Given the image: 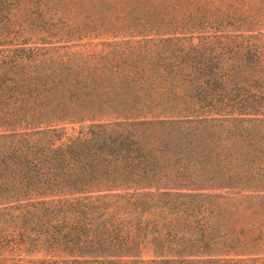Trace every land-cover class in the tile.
I'll use <instances>...</instances> for the list:
<instances>
[{"label":"trees","instance_id":"1","mask_svg":"<svg viewBox=\"0 0 264 264\" xmlns=\"http://www.w3.org/2000/svg\"><path fill=\"white\" fill-rule=\"evenodd\" d=\"M0 264H264V0H0Z\"/></svg>","mask_w":264,"mask_h":264},{"label":"rangeland","instance_id":"2","mask_svg":"<svg viewBox=\"0 0 264 264\" xmlns=\"http://www.w3.org/2000/svg\"><path fill=\"white\" fill-rule=\"evenodd\" d=\"M88 40H93L92 43H98L100 41H104L105 38H102L101 35L97 36L96 34H91L89 36H87ZM84 41L87 40H83L81 41V43H83ZM89 125V122H77V123H67V124H62L60 126H58V130L56 132H52L51 133V137L54 139H58L57 142L58 143H64L67 142L70 139H73L77 136H79L81 133H84L87 128L86 126ZM206 193H217V194H221L224 191L220 190V189H207V190H203ZM197 257H202V254L204 255V253H202V251L200 250L198 252ZM206 255V254H205ZM169 255L167 254V250L166 251H154L152 249V245L150 243L146 244V246L144 247V251L142 253V258L144 259H152L154 257H156V259L162 258V257H168ZM38 257V256H37ZM208 257V256H206ZM236 257H245L244 255H238Z\"/></svg>","mask_w":264,"mask_h":264}]
</instances>
